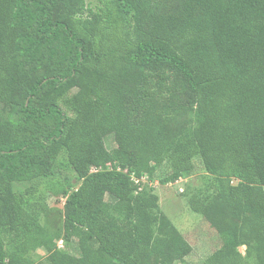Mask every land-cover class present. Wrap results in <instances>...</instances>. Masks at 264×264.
I'll list each match as a JSON object with an SVG mask.
<instances>
[{"label": "trees", "instance_id": "trees-1", "mask_svg": "<svg viewBox=\"0 0 264 264\" xmlns=\"http://www.w3.org/2000/svg\"><path fill=\"white\" fill-rule=\"evenodd\" d=\"M98 1L82 18L84 0H0V74L23 92L0 102V264L38 247L45 264H85L74 238L93 264H186L181 234H156L146 186L163 166L162 185L188 177L195 157L211 195L194 210L222 239L202 264H264V0ZM169 76L187 119L157 107ZM61 153L78 184L60 190L63 249L11 187L48 178Z\"/></svg>", "mask_w": 264, "mask_h": 264}, {"label": "rangeland", "instance_id": "rangeland-1", "mask_svg": "<svg viewBox=\"0 0 264 264\" xmlns=\"http://www.w3.org/2000/svg\"><path fill=\"white\" fill-rule=\"evenodd\" d=\"M100 7L101 3L98 0H84V9L79 16L82 18L89 17L92 13H98ZM169 78V81H173V85H175L176 93L174 94L172 90H169L170 87L162 89L158 94L156 92L157 95L153 97H156L157 107L163 106V110L170 115L177 111H183L184 119H187L185 110H188L189 95L183 88L180 79H175L173 76H169ZM169 81L168 85H170ZM22 100L23 92L0 74V102L16 108ZM104 142L108 150L116 147L112 136H107ZM192 163L193 170L188 177L165 185L160 184L161 179L167 175L168 171V168L163 166L150 178L151 180L149 179L146 187L150 188L158 197L157 207L152 210L156 218L154 226L156 234L162 236L170 234L172 230L177 231L192 248L191 253L184 258L186 264H202L222 245V239L211 228L202 214L194 210L195 205H199L209 198L211 189L209 186L210 178L206 174L201 160L195 157ZM69 183L72 187L78 185L65 154L61 153L48 178H35L11 184L14 193L31 198L30 205L37 215L39 224L47 234L54 237L59 249L64 247L60 238L62 235L63 204L65 202L60 190ZM104 200L113 202V198L109 195H106ZM227 219L234 225L239 224L238 221L228 216ZM35 243L37 244V241ZM88 248L86 243L74 238L68 250L76 256H85V264H93L92 255ZM237 251L243 256L245 247L240 246ZM46 255V251L38 247L35 251L25 255L22 264H45ZM254 260L255 258L252 256L250 263L253 264ZM161 263L160 258L152 256L147 264Z\"/></svg>", "mask_w": 264, "mask_h": 264}, {"label": "built area", "instance_id": "built-area-1", "mask_svg": "<svg viewBox=\"0 0 264 264\" xmlns=\"http://www.w3.org/2000/svg\"><path fill=\"white\" fill-rule=\"evenodd\" d=\"M132 179H133L134 183H136V184L139 182V180H138V179H136V178H132ZM141 180H143V181H144V180H145V177H143Z\"/></svg>", "mask_w": 264, "mask_h": 264}]
</instances>
